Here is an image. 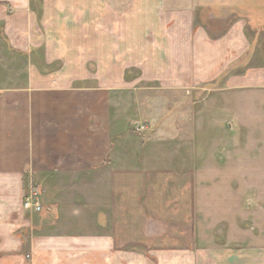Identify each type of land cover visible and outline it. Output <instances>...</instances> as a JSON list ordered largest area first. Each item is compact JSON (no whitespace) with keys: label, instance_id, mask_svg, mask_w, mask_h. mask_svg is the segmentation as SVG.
<instances>
[{"label":"rangeland","instance_id":"rangeland-1","mask_svg":"<svg viewBox=\"0 0 264 264\" xmlns=\"http://www.w3.org/2000/svg\"><path fill=\"white\" fill-rule=\"evenodd\" d=\"M112 16L94 13L96 41ZM48 19L45 34L59 35L56 13ZM127 29L128 35L134 30ZM5 44L0 38V87H11L9 101L19 100L12 87L24 81L29 61ZM48 46L54 54V46L64 51L69 44ZM43 53L32 52L31 62L58 69L59 60L46 63ZM87 67L92 75L80 76L75 91L30 94L38 104L52 99L58 105L32 108L30 130L14 112L15 135H32L29 161L36 170L27 172L26 192L36 193L41 207L28 210L45 214L41 230L111 234L125 264L160 249L201 250L218 262L235 254L238 264H264L263 91L172 89L134 68L106 76L95 64ZM44 161L48 170L39 165ZM252 253L254 261L247 257Z\"/></svg>","mask_w":264,"mask_h":264},{"label":"crops","instance_id":"crops-1","mask_svg":"<svg viewBox=\"0 0 264 264\" xmlns=\"http://www.w3.org/2000/svg\"><path fill=\"white\" fill-rule=\"evenodd\" d=\"M38 1L35 10V0H0V38L10 52L29 61L24 81L16 89L12 87L22 99L9 101L11 87H0V129L7 125L6 131H0V264H125L127 257L115 250L111 234L45 232L40 228L45 214L23 208L32 182L27 172L36 167L29 161L31 132L25 138L14 133L15 109L20 112L18 120L30 130L32 108H58L52 99L36 103L30 94L56 92L60 96L75 91L80 76L92 75L87 67L90 63L103 69L106 76L114 69L123 75L126 69L134 68L147 80L172 89L207 86L214 90L261 89L264 94V0ZM100 10L112 14L117 24L104 19L102 39L96 41L92 18ZM36 11L42 12L39 19ZM51 11L58 17L60 34L48 37L44 29ZM128 17L133 20L128 22ZM85 27L91 29L90 36L83 33ZM128 27L134 29L129 35ZM50 43L69 47L57 51L54 46L53 54ZM40 48L46 63L59 60L58 69L48 72L31 62L32 52ZM25 92L28 100H24ZM45 155L40 154V159ZM39 165L44 170L51 167L46 161ZM51 208L53 216L57 209ZM185 252L160 249L152 252L151 258L136 254L133 264L239 261L235 254L218 262L205 251ZM247 257L256 259L253 253Z\"/></svg>","mask_w":264,"mask_h":264},{"label":"built area","instance_id":"built-area-1","mask_svg":"<svg viewBox=\"0 0 264 264\" xmlns=\"http://www.w3.org/2000/svg\"><path fill=\"white\" fill-rule=\"evenodd\" d=\"M23 208L24 209H35V210L41 209L39 201L37 200L36 193L31 192L30 194L24 197Z\"/></svg>","mask_w":264,"mask_h":264}]
</instances>
